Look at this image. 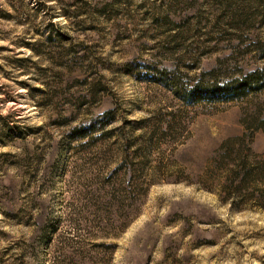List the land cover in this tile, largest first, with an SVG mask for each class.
Segmentation results:
<instances>
[{
  "label": "rangeland",
  "instance_id": "rangeland-1",
  "mask_svg": "<svg viewBox=\"0 0 264 264\" xmlns=\"http://www.w3.org/2000/svg\"><path fill=\"white\" fill-rule=\"evenodd\" d=\"M261 41L264 0H0V264H264V210L211 171L230 137L264 150V86L176 94Z\"/></svg>",
  "mask_w": 264,
  "mask_h": 264
},
{
  "label": "trees",
  "instance_id": "trees-1",
  "mask_svg": "<svg viewBox=\"0 0 264 264\" xmlns=\"http://www.w3.org/2000/svg\"><path fill=\"white\" fill-rule=\"evenodd\" d=\"M261 42V65L228 80L217 72V68L200 71L192 75L188 83H178L176 94L185 106L201 101L224 103L255 95L264 86V41ZM181 115L176 113L171 118L176 122V128L185 126ZM172 121L165 124L163 133ZM257 126L252 128L245 124L244 129H251L252 133ZM170 127L173 128L172 125ZM251 142L252 135L247 137L245 132L230 137L222 142L212 160L211 171L219 173V188L231 199L232 209L251 205L264 210V150L255 152Z\"/></svg>",
  "mask_w": 264,
  "mask_h": 264
}]
</instances>
